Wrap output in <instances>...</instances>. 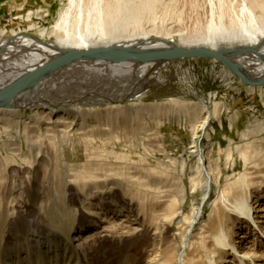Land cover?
<instances>
[{
	"label": "bare ground",
	"instance_id": "1",
	"mask_svg": "<svg viewBox=\"0 0 264 264\" xmlns=\"http://www.w3.org/2000/svg\"><path fill=\"white\" fill-rule=\"evenodd\" d=\"M29 1L34 9L26 11L24 3L27 0L16 9L22 12L18 18L27 28L24 31L0 30V95L11 86L24 84L14 96L0 99V152L8 153L7 156L0 155V160L6 161L0 164V188L8 183L3 179L5 171L18 170L15 167L17 157L28 166L22 165L25 173L31 175L37 171L36 176L42 167L47 170L53 166L56 153L59 162L63 163L67 145L73 149L79 146L84 148L85 162L75 164L79 176L75 175L74 179L79 183L80 192L87 197L83 206L93 212L96 219L100 217L111 226L115 218L121 221L118 225H124L122 219L134 213L126 197L131 201H142L138 205H141V212L150 214L151 222L160 229L156 233L158 241L153 246L160 253L152 257L150 264H264V252H260L264 245L260 241L264 238V222L261 221L264 217L260 216L264 206L257 204L264 199V178H259L260 175L246 173L235 182L227 178L209 223L201 224L204 207L210 202L212 185L222 184L223 171L220 165L214 168L211 158L214 144L209 152L199 153L197 139L201 133L209 139L213 121L219 120L222 125V116L229 112V107L211 97L199 98L196 102L178 98L148 104L143 101L152 94L151 91L157 92L164 84L160 77L174 61L116 64L106 60H80L46 72L33 82L25 81L33 71L70 51L201 49L225 56L246 80L240 81V90L257 94L264 101V0H181L192 10L191 27L184 26L186 18L180 0H61L62 7L48 27L42 22L48 21L55 2ZM38 2L46 7H38ZM176 36L178 40L174 41ZM23 110L32 115L24 116ZM238 117L232 116L230 125ZM171 121L177 122L178 126L184 125L192 135L189 149L194 154V165L188 175L190 187L194 192L199 188L204 190V207L194 206L191 213L181 218L180 241L173 251L162 250L160 246L167 239L168 226L185 210L188 195L183 179L189 163L182 157L172 159L173 168L168 164L154 166L138 155V149H147V146L165 152L161 130ZM263 134L264 121L254 117L241 136L246 143L236 146L243 161L248 166L252 164L250 170L264 155ZM23 138L27 142V151L21 143ZM127 144L141 162L140 171L132 172L131 167L117 164L132 160L130 155L115 149L116 145L127 148ZM43 146H49L55 155L48 156L43 152ZM233 150L231 144L226 156L229 160ZM115 177H120L126 185L112 181ZM70 186L68 182L61 186L65 201ZM108 188L114 191L123 188V197L113 200L110 196L113 191L104 194L109 192ZM11 198H14L12 192L0 193V215L3 217L8 215L4 208L9 210ZM94 198L96 204L91 202ZM110 198L111 202L105 203ZM77 200L78 196L73 201ZM122 207L129 210L127 216L120 219L117 216L124 212ZM241 225L244 229L238 233L237 228ZM196 228L199 229L197 235L194 233ZM79 229L69 230L65 249L68 251L71 247L78 261L85 262L79 241L95 234L93 229L90 233ZM249 238L250 246L247 245L250 241L245 243ZM24 242L28 246L32 244L29 240ZM41 245L33 243L37 250ZM144 248V245L129 246V264H143L139 252ZM7 251L0 241V264L3 259L8 264L19 263L18 249L10 251V255L5 253Z\"/></svg>",
	"mask_w": 264,
	"mask_h": 264
},
{
	"label": "rangeland",
	"instance_id": "2",
	"mask_svg": "<svg viewBox=\"0 0 264 264\" xmlns=\"http://www.w3.org/2000/svg\"><path fill=\"white\" fill-rule=\"evenodd\" d=\"M22 1L24 0H0V30L5 29L8 32L12 30L24 31L27 28L26 24H24L25 22L18 18L22 12L16 10L21 7L23 3ZM28 1L29 0H27L26 4L24 3L26 11L34 9L35 7L31 5V1ZM52 1H54L55 4L51 8V16L48 18L47 22H42V24L47 27L53 24L60 8L62 7L61 0ZM179 3L180 7L183 4V8H181L185 12L184 19L186 18V23H184V26L191 27V18L194 17L192 16V10L189 8L190 6H188L189 4H186L185 6L182 1ZM37 5L38 7H46V5L40 2H38ZM173 40H178V37H174ZM174 63L170 66L171 70L168 68L160 77V80L162 79L164 84L158 88L157 92L155 90L151 91L152 94L147 95L143 99L145 103H154L156 101L162 102L170 100L171 98L196 102L199 98L209 99L211 97L214 101L225 102L230 110L229 112H224L222 116V125L219 120L213 121V127L209 130V139L203 133H201L197 139L199 153L209 152L211 144H214L211 153V158L215 163H213V165L214 168H216L217 165H220L221 170L223 171L221 177L222 184L220 186L215 184L212 185L210 202L206 204L205 207L202 203L204 197L203 188H199L195 192L191 191L188 175L191 172V167L194 165V154L191 153L189 149L192 145V135L189 130L185 129L184 125L178 126L175 121L165 123V126H163L161 130V133L164 136L162 145L163 148H165V152H159L157 151V147L153 146H147V149H138V155L143 156L145 159L147 158L150 165L159 166L160 164H168L170 168H173L174 165L172 159H180L182 157L189 163L186 172L187 175L183 179L188 195L183 207L185 210H183L180 217L174 219L172 224L168 226V231H166L167 239L160 246L163 247L162 250L169 248V251H173L178 241H180L179 222L181 218H184L186 214L191 213L194 206L195 208L201 209L204 207L201 224L209 223L216 204L215 202L218 201L227 178L231 179V182H235L238 178L240 179L243 175L250 172L254 173L255 176L260 175L261 177L259 176V178H264V173H261V170L264 169V155H262L263 157H259V159H261L259 162L257 161L258 165L250 170L252 164L248 166L236 148V146L241 147L242 144L244 145L245 141H242L241 136L242 133L246 131L247 125L251 123V119L257 117L261 121H264V101L261 100L262 98L257 94L250 95L245 90H240V81H242V79L231 73V70L217 59L196 58ZM156 96L160 97V99H156ZM209 107H212L211 103H209ZM22 112L21 113L24 116L29 114L32 115L29 111L23 110ZM234 115H239V117L233 125H230L231 120L229 119ZM262 138H264V134L262 135ZM21 143L24 150L27 151V142L24 138ZM262 143L264 146V141ZM231 144L234 149L233 151L235 152H233V157L229 160L226 156L227 150ZM75 148L73 149L71 146L67 145L65 147L64 162H59L56 153V157L52 160L53 166L49 167L50 169L47 170L46 166V168L42 167V170H40V173L36 176L34 174L37 171H33V175L25 173L23 167L28 168V166L18 157L16 158L15 163L16 170H18L14 172L11 169L9 172L5 171L6 175H3V179L7 180L8 183L3 184V186L1 185L0 193L4 194V191L12 192L14 195V198H11V203L9 204L11 207H9V210L4 208L8 215H5L4 217L2 214L0 215V241L4 244V250H9L5 253L10 255V251L14 252L18 249L17 253L20 252L19 256L21 258L18 256L20 261L17 264H129L128 248L131 244H134L136 246L144 245L145 248L139 252V255L142 256V259L144 260L143 264H150L152 257L159 255L158 253H160L158 249L153 248L158 241V239H156V233L160 229L157 228L155 222H151L150 214L147 216L141 212V205L140 207L138 205L139 203H142V201L139 199L131 201V199L126 197V202L134 208V213L130 215L132 219L131 217H126L127 221L124 217L123 220L122 217L124 215L127 216L126 212L129 208L124 209L122 207L124 209L123 213L121 208H119V211L122 214L119 213L120 216L118 215L117 218L122 219V222L125 223L124 225H118L121 221L116 218L113 219L112 226L100 217L96 219L93 212L83 206L87 197L83 192H80L79 183L75 182L76 180L74 179L75 175L79 176V172H75V164L85 162L84 148L79 146H76ZM127 148L122 149L120 145H116L115 149L118 150V152H124L132 158V160H128V162L119 161L117 164L131 167V171L136 172V170L138 171L141 168V162L137 160L136 153L132 152L133 150L128 144ZM43 152L48 153V156L50 157L55 155V152L49 146H43ZM0 155L7 156L8 153L4 151L0 152ZM5 162V160H0V164H4ZM112 181L122 183L120 177H115ZM64 182H68L72 186L67 190L66 201L63 200L64 195L61 191V186ZM115 190L116 191L113 189L109 190L108 188L109 192L104 194H110L111 191H113L110 196L116 201L117 198L119 199L120 197H123L124 189L118 188ZM77 196L78 200L73 201L75 198L77 199ZM108 197L109 195L106 196V198ZM91 202L96 204L97 200L94 198ZM109 202H111V198L108 199L107 202L105 201L107 204ZM6 204H8V202ZM257 204L264 206V199L261 198ZM257 204L256 207L258 206ZM108 210L109 209H106V211ZM19 215H22L23 219ZM260 216L264 217V213L260 214ZM97 220L98 222H96ZM134 220L137 221L135 222ZM261 221L264 222V218L261 219ZM135 223L138 224L134 225ZM73 227L76 229L75 231H79V228H82L87 232L93 229L95 236L87 238L84 241H79L87 262L78 261L77 256L72 253L74 249L71 247H68V251L65 249V245L68 244V232ZM241 227L242 225L237 228L239 230L238 233L243 231L244 227ZM240 228L242 230H240ZM194 233L197 235L199 229L196 228ZM3 237L6 238L3 240ZM15 239L17 241H15ZM26 240L31 241L32 244L28 246L25 244L26 242H24ZM239 241H242V239ZM248 241H250V244L247 245L250 246L252 244L251 238L246 240L245 243H248ZM260 241L264 242V238H261ZM33 243H36V245L39 243L43 246L41 245V249L37 250L34 249ZM260 252H264V245L261 246ZM2 264L8 263L3 259Z\"/></svg>",
	"mask_w": 264,
	"mask_h": 264
},
{
	"label": "water",
	"instance_id": "3",
	"mask_svg": "<svg viewBox=\"0 0 264 264\" xmlns=\"http://www.w3.org/2000/svg\"><path fill=\"white\" fill-rule=\"evenodd\" d=\"M217 59L224 66L233 72L234 75L238 76L240 79L245 80L243 74L239 72V70L233 65H231L228 59L219 54L214 53L207 50H181V49H162L154 52H142L139 50H117V49H96V50H88V51H70L67 52L45 66L33 71L28 75L25 80L27 83L33 82L39 76L43 75L46 72H53L62 67L69 66L74 62L80 60H106L111 61L113 63H125V62H151L157 60L163 61H185L188 59ZM24 81V83H26ZM246 81V80H245ZM24 84H16L6 89L1 95L0 99H5L8 97L14 96L18 93Z\"/></svg>",
	"mask_w": 264,
	"mask_h": 264
}]
</instances>
